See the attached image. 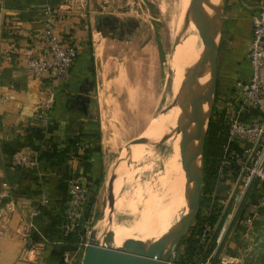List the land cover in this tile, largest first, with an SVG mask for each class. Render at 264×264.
Returning <instances> with one entry per match:
<instances>
[{
	"label": "crops",
	"instance_id": "obj_1",
	"mask_svg": "<svg viewBox=\"0 0 264 264\" xmlns=\"http://www.w3.org/2000/svg\"><path fill=\"white\" fill-rule=\"evenodd\" d=\"M99 1L0 0V95H6L0 99V264H67L78 250L62 229L67 178L78 172L88 181L90 193L103 170L94 116L95 76L87 43L100 18L107 15ZM257 4L258 0L225 2L214 54V91L202 163L205 175L232 182L229 194L246 172L240 140L228 145L236 172L226 169L227 162L220 163L226 138L224 118L235 113L248 123L262 117L241 103L234 86L251 73L244 51L249 16ZM46 6L57 10L55 31L76 46L77 56L66 78L56 83L52 106L44 112L40 100L45 81L28 73L25 59L45 55L41 10ZM77 140L86 143L80 152L72 148ZM27 147L36 152L37 165L13 166L10 154ZM41 197L46 202L38 205ZM34 204L39 210L30 215Z\"/></svg>",
	"mask_w": 264,
	"mask_h": 264
},
{
	"label": "rangeland",
	"instance_id": "obj_2",
	"mask_svg": "<svg viewBox=\"0 0 264 264\" xmlns=\"http://www.w3.org/2000/svg\"><path fill=\"white\" fill-rule=\"evenodd\" d=\"M100 2L107 15L100 18L87 43L95 76L94 116L103 170L90 193L88 191L83 209L88 232L79 234L78 250L73 261L68 260L67 264H80L88 240L100 244L106 236V245H109L108 230L115 222L128 217L119 213L112 215V204L123 197L124 178L121 179L125 172L137 167L135 176L153 177L146 167L160 168V157L170 152V145L165 141L170 134L161 132L153 137L150 129H159L156 123L169 108L172 70L183 55L179 47L183 35L189 23L202 17L204 21L200 27L205 28V39L212 42L208 34L216 33L227 0H217L212 8L209 0H191L183 13L176 5H182L184 0ZM97 43L101 46L98 56L94 52ZM195 53L193 47V55ZM207 66L210 73L208 62ZM192 78L184 84L190 83ZM212 95L208 89L204 112ZM150 146L153 153L148 159L143 158ZM133 151L141 152L143 160L129 159ZM188 152L189 149L184 160L188 159ZM198 167V200L195 207L188 210L191 218L187 228L172 245L162 248L161 256L166 264H264V179L252 178L235 202L228 193L232 182L222 183L214 176L205 175L202 160ZM108 171L113 172L110 187L106 185Z\"/></svg>",
	"mask_w": 264,
	"mask_h": 264
},
{
	"label": "bare ground",
	"instance_id": "obj_3",
	"mask_svg": "<svg viewBox=\"0 0 264 264\" xmlns=\"http://www.w3.org/2000/svg\"><path fill=\"white\" fill-rule=\"evenodd\" d=\"M190 1L184 0L182 5L180 3L176 7L183 13V9L189 5ZM216 1L209 0V3L212 4ZM203 8L206 10V6L203 5ZM202 21L204 19L200 17L199 20L189 23L185 35L182 33L184 39L179 47L183 55L176 60L172 70L174 74H172L169 93V108L161 115L159 121L157 120L158 123L156 124L158 127L160 126L159 129H155L156 127L150 129L153 137L160 135L161 132L169 133L170 135L165 141L168 142L171 150L168 154L160 157V168L155 170L151 169V166L147 168L145 165L146 169H149L148 173L154 175L153 177L144 179L137 177L138 175L135 176L137 170L135 167L125 170L124 177L120 178L121 181L124 178L121 188L123 197L122 200H119L120 202L116 201L112 204V215L119 213L128 217L118 221L119 225H117L118 222H115L111 226L112 229L108 230L112 247L118 246L126 238L146 241L151 240V237H157L162 242V248H167L170 246L171 237L184 224V215L193 197L191 178L198 141L194 133L197 131L202 133L205 127V119L202 118L193 125L192 117L195 114L203 115L204 113L206 103V101L204 103V99L207 100V86L210 80L207 64L201 69L202 60L211 45V41L205 39L206 31L200 27ZM100 47L98 43L94 46V52L97 56L100 54ZM193 47L196 50L195 55H193ZM197 54L199 58L196 57ZM189 78H192V81L184 84ZM188 149V159L184 160ZM147 151L148 154L144 155L143 158L148 159L151 156L153 153H151V146ZM129 156V159L136 162L142 159L141 152L137 151H133ZM112 176L113 172L108 171L106 184L108 187H110ZM118 241L117 245H113Z\"/></svg>",
	"mask_w": 264,
	"mask_h": 264
},
{
	"label": "built area",
	"instance_id": "obj_4",
	"mask_svg": "<svg viewBox=\"0 0 264 264\" xmlns=\"http://www.w3.org/2000/svg\"><path fill=\"white\" fill-rule=\"evenodd\" d=\"M256 6L249 16L250 30L244 51L251 73L247 80L235 81L234 86L237 88L241 103L255 108L262 117L252 119L248 123L241 121L235 113H230L224 118L226 138L222 144L220 163L225 164L227 157H233V153L228 151L230 142L240 140L244 144L243 170L246 175L241 184L231 192L232 200L235 202L240 199L252 178L264 179V0H258ZM41 12L42 44L45 55H29L25 59V68L32 77L45 81V89L40 101L42 109L46 112L52 106L56 83L66 78L75 61L77 48L55 31L57 10L52 6H46ZM4 98L6 95H0V99ZM84 147L86 143L83 141L77 140L72 144L73 150L77 152ZM9 161L16 167H34L37 165L36 152L31 147L15 150L10 154ZM88 184L78 172H71L67 178V198L62 224L64 231H72L81 225L83 232H88V226L82 216L87 201ZM45 202L46 198L41 197L37 203L40 205ZM38 205L34 204L31 207L30 215L38 212Z\"/></svg>",
	"mask_w": 264,
	"mask_h": 264
},
{
	"label": "water",
	"instance_id": "obj_5",
	"mask_svg": "<svg viewBox=\"0 0 264 264\" xmlns=\"http://www.w3.org/2000/svg\"><path fill=\"white\" fill-rule=\"evenodd\" d=\"M212 8V4L209 3ZM220 22V21H219ZM205 29V28H204ZM219 34V24L216 33L210 32L208 34L209 38L213 41L211 42L209 51L202 60V67L206 66L207 62L210 64L211 72L209 73L210 80L208 83V89L211 90L212 94L214 91V54L217 46ZM207 41V40H206ZM208 96V95H207ZM213 98V95H212ZM212 98L207 104L206 110L203 115L195 114L192 117V123L195 125L200 119L208 118L210 107L212 105ZM197 138V153L195 160L193 162L192 168V190L193 197L184 215V224L179 228V230L171 237L169 245H172L174 240L184 232L187 228L191 216L188 214L190 208H194L198 196H199V172H198V162L202 160L203 154V141L204 135L197 131L194 133ZM94 231L91 230V234ZM106 236L102 238L101 243L98 244L95 240H88L84 248V252L81 257L80 264H166V260L161 256L162 242L159 239L151 240H133L131 238L123 239L121 244L116 247H112L110 244L106 245ZM177 258L175 257V260Z\"/></svg>",
	"mask_w": 264,
	"mask_h": 264
},
{
	"label": "trees",
	"instance_id": "obj_6",
	"mask_svg": "<svg viewBox=\"0 0 264 264\" xmlns=\"http://www.w3.org/2000/svg\"><path fill=\"white\" fill-rule=\"evenodd\" d=\"M73 144V143H72ZM229 151V150H228ZM226 169H229L230 173H235L238 167L234 165L233 158L227 157V165ZM64 231V230H63ZM83 232L82 226L76 227L72 231H64V237L72 242H76L79 234Z\"/></svg>",
	"mask_w": 264,
	"mask_h": 264
}]
</instances>
